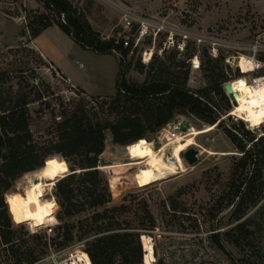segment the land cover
Wrapping results in <instances>:
<instances>
[{
    "label": "rangeland",
    "instance_id": "obj_1",
    "mask_svg": "<svg viewBox=\"0 0 264 264\" xmlns=\"http://www.w3.org/2000/svg\"><path fill=\"white\" fill-rule=\"evenodd\" d=\"M69 1L101 38L112 39L123 31L119 7L163 29L155 37L156 28H149V35L125 57L121 51L101 56L82 50L58 29L59 33L50 36L53 46L48 48L52 56L60 57L57 50L63 54L60 57L62 73L92 93L77 87L83 97L75 101L69 94V87L62 84L53 70L28 47L32 37L28 30L29 23L34 16L47 13L42 4L37 0H0V98L5 100V106H13L18 100L25 99L29 130L36 144L54 140L56 122L53 120L52 103L66 102L67 97L70 102L64 107V117L77 112L80 107L91 124L105 125L128 114V102H114L116 79L122 70L129 83L142 84L158 71L162 62L167 72L180 78L188 70L186 89L191 92L207 89L214 79L220 78L223 91L224 85L229 82L232 93L239 87L250 91V86L255 85L264 95V51L256 56L263 64L261 69L256 70L253 63L245 58L251 56L248 50L250 45L258 43L264 47V0ZM138 32L139 26L135 25L131 34ZM124 36H129V32H125ZM129 37L133 40V37ZM212 49L217 50V57L211 56ZM176 52L178 55L173 57ZM239 53L244 57H239ZM206 54L218 62L209 65L203 63L207 61ZM152 55L158 59L153 61ZM195 55L204 64L199 70H191L186 60ZM234 57L239 58L234 62ZM138 61L144 65L141 71L136 69ZM183 61L184 66L179 64ZM237 65L246 72V80L235 79L237 72L240 73ZM224 94L229 107H225L219 95H209L213 106L211 110L223 120L218 127L210 129L201 120L176 112L168 126L145 135L143 142L152 143L157 150L166 142L167 135L172 134V124L178 120H188L198 133L172 145L161 154L164 162L176 163L179 172L158 182L145 185L143 176L148 167L145 164L126 166L132 161L125 155L128 146L114 143L110 131L104 130V150L99 156L98 165H105L99 173L111 194V202L106 206L91 209L84 203L85 211L69 218H62L57 206L54 213L56 224L53 226H17L28 222L23 214L28 200L22 193L30 182H36V171L12 181L6 192L8 194L5 193L13 194L9 204V214L14 221L11 222V245L0 244V264H15L17 260H21V264H31L33 258L32 264L52 263L76 251L84 252L87 243L102 235L128 229L137 232L142 228L140 218L143 205H147L154 217L155 227L161 232L215 230L211 241L225 262L264 264V190L252 193L251 199L256 198L257 202L248 207L243 216L239 218L233 214L238 201L235 194L246 181L250 168L243 172L233 171L242 154L226 136V131L246 134L243 139L248 149L251 139L264 135V122L253 127L245 121L243 114H224L234 109L225 91ZM189 147L199 152L198 160L193 165H188L182 158ZM57 159L60 158H48L45 162H53L59 179L68 168L61 159L60 166ZM53 186L44 191L43 199L55 205ZM74 201L78 207L85 202L81 196ZM120 206L125 208L115 214L120 230L101 232L98 230L100 222L90 229L86 225L95 212ZM62 225L65 230H70L71 239L68 241L60 236L63 230H58V227ZM11 247L17 253L12 254ZM66 261L68 264H78L75 257H69Z\"/></svg>",
    "mask_w": 264,
    "mask_h": 264
},
{
    "label": "trees",
    "instance_id": "obj_2",
    "mask_svg": "<svg viewBox=\"0 0 264 264\" xmlns=\"http://www.w3.org/2000/svg\"><path fill=\"white\" fill-rule=\"evenodd\" d=\"M37 1L42 4L47 13L38 14L32 18L28 25L32 37L38 36L49 27L56 26L82 50L96 55H112L113 52L121 51L125 57L130 52V49H124L122 44H114L112 39L102 40L69 0ZM177 55L178 52L174 53L173 57ZM152 59L154 61L158 58L152 55ZM191 59L190 56L186 60L189 62ZM206 59L207 61L203 63L207 65L211 62H218L216 59L209 58L208 55ZM199 62L200 67L203 68L202 60L199 59ZM179 64L185 65L184 61ZM237 67L241 74L237 72L235 79L244 78L246 72L239 65ZM143 68L144 65L138 61L136 69L141 71ZM219 79H214L207 89L191 92L186 89L188 70H185L180 78L176 74L167 72L164 64L160 62L158 71L142 84L129 83L125 79V71L122 70L116 79L114 102H128L130 105L128 114L118 118L114 123L101 125L91 124L82 114L80 107L77 112L66 117L63 111L62 121L56 123L54 140L42 144H36L33 141L25 110L27 104L25 99L18 100L13 106H5V100L0 98V244L11 245L13 218L10 216L11 213L9 214V204L13 194L6 195L8 194L6 192L9 191L12 181L23 174L41 169L45 161L52 157L63 160L68 168L65 175L54 183L55 192L52 196L55 205L53 208L46 214L35 216L29 222L17 224V226L24 224L32 228L53 226L56 224L54 213L57 206L62 218H69L84 212V203L91 209L106 206L111 202V194L99 173L100 168L105 165H98L99 156L104 150V130L110 131L114 143L126 147L138 141H145L147 133H156L163 129L172 121L176 112L184 116L195 117L208 127L216 128L223 120H220V116H215L211 110L213 106L209 95L211 93L219 95L225 107H229ZM227 112L230 114L231 111H225L224 114ZM226 136L242 154L235 163L233 171L243 172L248 167L250 168L246 181L235 194L238 201L233 214L240 218L248 207L257 202L256 198L251 199L252 193L256 190L259 192L264 190V135L251 139L248 149L243 139L246 134L238 133L237 135L226 131ZM60 159L57 161L61 166ZM74 184L76 186H73ZM111 188L115 187L111 186ZM4 194L7 208L4 203ZM77 196L85 200L80 203L79 207L74 201ZM123 209L125 208L120 206L95 212L86 225L89 228L100 222L99 231H118L120 223L115 220V214ZM142 213L140 218L142 228L139 231L134 232L128 229L124 232L102 235L87 243L84 252L76 251L67 255L65 260L75 257L78 264H116V262L118 264H142L143 249L140 231L155 227L154 217L147 205H143ZM58 230H63L60 236L64 238V241L71 239L69 229L65 230L62 225L58 227ZM47 244L50 246L49 241ZM10 249L12 254L17 253V250H13L12 247ZM143 258L145 264L150 263L152 244L149 239L144 240ZM32 260H30L31 264L35 259ZM15 264H21V260H17Z\"/></svg>",
    "mask_w": 264,
    "mask_h": 264
},
{
    "label": "built area",
    "instance_id": "obj_3",
    "mask_svg": "<svg viewBox=\"0 0 264 264\" xmlns=\"http://www.w3.org/2000/svg\"><path fill=\"white\" fill-rule=\"evenodd\" d=\"M121 10V28L122 32L117 35V37L112 38L114 44H122L124 49H130V52L137 47L139 41L147 37L149 28H156L155 37L160 33L163 27H156L154 23L150 22L147 19L138 17L133 14L130 10L126 8L119 7ZM139 26V32L137 34H131V31L135 27ZM129 32V36L133 37V40H130L129 36H124L125 32ZM102 40H109L101 38ZM172 41L171 38H169ZM241 48V47H240ZM182 50V48H180ZM250 57L254 62H256V70L263 68V64L256 59V56L264 51V47L258 43H254L248 48ZM146 54V53H145ZM241 54L239 53V56ZM212 57H217V50L212 49ZM239 57H234L232 60L235 62ZM145 57L142 58L144 63ZM189 65L191 70H199L200 62L197 55H195L191 60H189ZM49 67V66H48ZM53 70V73L57 75L60 82L69 87V94L75 101H79L83 97V93L75 86L70 78L66 76H61L60 73L49 67ZM255 70V71H256ZM256 80V79H255ZM254 80V81H255ZM253 81V82H254ZM66 102H54L52 103V109L54 112V121H62L61 113L64 111V107L67 103L70 102L68 97L65 100ZM178 120L176 123H178ZM175 123V124H176ZM172 124V134L180 135V131L174 128ZM169 125V124H168ZM166 125V126H168ZM215 230L210 229H200L194 232L188 229H179L175 232H161L156 227L142 231L141 243L143 249L144 257V240L149 239L152 244V258L150 263L147 264H228L223 260V258L217 253L212 241L211 236L215 234ZM86 254V253H85ZM87 255V254H86ZM67 256L59 259L53 260L51 264H68L65 260ZM142 257V264H145L144 258Z\"/></svg>",
    "mask_w": 264,
    "mask_h": 264
},
{
    "label": "bare ground",
    "instance_id": "obj_4",
    "mask_svg": "<svg viewBox=\"0 0 264 264\" xmlns=\"http://www.w3.org/2000/svg\"><path fill=\"white\" fill-rule=\"evenodd\" d=\"M241 56L244 57L243 54L239 57ZM245 58L249 63H253L256 68V62L248 56ZM243 79L246 80L245 78ZM232 94L236 102V104L233 105L234 109L231 111L232 115L236 113L243 114L245 121L250 123L253 127L264 122V95L255 85L250 86V91H246L244 87H239L235 89ZM210 129H213V127H210ZM197 134V131L193 130L192 126L188 132L182 135L168 134L165 140L166 142L157 150L154 149L152 143L138 141L130 144L127 147L125 155L132 161L127 163L126 166L145 164L148 167L143 176L145 185L163 180L168 175H176L179 172L177 164L173 162H164L161 159V154L172 145L186 138L196 136ZM45 163L46 164L34 174L36 182H30L27 189L22 193L28 200L23 207V214L28 222L35 216L46 214L54 206L52 201L43 199V194L48 187L56 182L58 178L57 170L52 161Z\"/></svg>",
    "mask_w": 264,
    "mask_h": 264
},
{
    "label": "crops",
    "instance_id": "obj_5",
    "mask_svg": "<svg viewBox=\"0 0 264 264\" xmlns=\"http://www.w3.org/2000/svg\"><path fill=\"white\" fill-rule=\"evenodd\" d=\"M57 29V30H56ZM49 31H52L51 33H48ZM59 31H61L59 29ZM62 32V31H61ZM56 33H59L58 32V28L56 26H52V27H49L45 30H43L38 36L36 37H31L30 38V42H29V46L28 47H31V49H33L40 57V59H42V61L47 64V66L57 70L59 73H61L62 75L70 78L69 76L65 75L64 73H62L61 71V68H60V62H61V56H63V54H60L57 50V55L60 56V57H54L52 56L51 54V49L49 50L48 47H52L53 44H52V41L50 39V36L52 34H55ZM63 33V32H62ZM64 34V33H63ZM54 36V35H53ZM43 42H42V40ZM75 44V43H74ZM49 45V46H48ZM54 48V47H53ZM103 56V55H101ZM71 82L77 86L78 88H80L81 90L87 92V93H90L88 92L86 89H84V87L82 86L81 83L79 82H74L72 81V79L70 78ZM92 94V93H90Z\"/></svg>",
    "mask_w": 264,
    "mask_h": 264
},
{
    "label": "water",
    "instance_id": "obj_6",
    "mask_svg": "<svg viewBox=\"0 0 264 264\" xmlns=\"http://www.w3.org/2000/svg\"><path fill=\"white\" fill-rule=\"evenodd\" d=\"M224 91L227 94L232 105H235L234 96L231 93V88L229 84L224 85ZM174 128L180 131L182 134L188 132L191 129V125L188 120L182 119L174 125ZM198 150L193 147L188 148L183 154L182 158L188 165H193L198 160Z\"/></svg>",
    "mask_w": 264,
    "mask_h": 264
}]
</instances>
